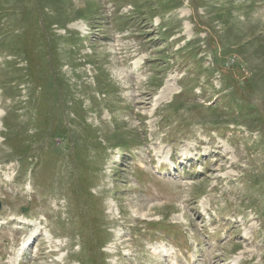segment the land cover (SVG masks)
Segmentation results:
<instances>
[{
    "label": "rangeland",
    "instance_id": "374dc122",
    "mask_svg": "<svg viewBox=\"0 0 264 264\" xmlns=\"http://www.w3.org/2000/svg\"><path fill=\"white\" fill-rule=\"evenodd\" d=\"M0 200V264H264V0H0Z\"/></svg>",
    "mask_w": 264,
    "mask_h": 264
},
{
    "label": "bare ground",
    "instance_id": "6f19581e",
    "mask_svg": "<svg viewBox=\"0 0 264 264\" xmlns=\"http://www.w3.org/2000/svg\"><path fill=\"white\" fill-rule=\"evenodd\" d=\"M175 90H176L175 84L172 82V79L170 78L166 86L160 91V94L156 97L157 102L167 97H170L175 92ZM141 166H144V164L141 163ZM31 224H35V223H31ZM30 238L31 237H29L27 240H29ZM169 253L170 252L167 251V254Z\"/></svg>",
    "mask_w": 264,
    "mask_h": 264
},
{
    "label": "water",
    "instance_id": "95a60500",
    "mask_svg": "<svg viewBox=\"0 0 264 264\" xmlns=\"http://www.w3.org/2000/svg\"><path fill=\"white\" fill-rule=\"evenodd\" d=\"M2 206H3V204H2V201L0 200V211L2 209Z\"/></svg>",
    "mask_w": 264,
    "mask_h": 264
}]
</instances>
